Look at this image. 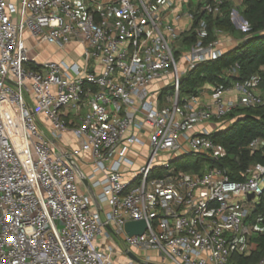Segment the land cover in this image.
<instances>
[{"label": "built area", "instance_id": "obj_1", "mask_svg": "<svg viewBox=\"0 0 264 264\" xmlns=\"http://www.w3.org/2000/svg\"><path fill=\"white\" fill-rule=\"evenodd\" d=\"M190 1L0 0V264H117L120 254L127 264H230L256 249L264 165L243 182L172 166L218 162L225 152L207 124L264 105L255 82L235 84L231 103L223 88L213 106L181 97L189 71L240 43L227 48L221 29L210 38L206 17H225L229 0L177 11ZM230 18L248 32L238 11ZM183 33L195 37L187 50ZM49 47L68 60L42 61ZM139 221L146 231L130 236L126 224Z\"/></svg>", "mask_w": 264, "mask_h": 264}, {"label": "trees", "instance_id": "obj_2", "mask_svg": "<svg viewBox=\"0 0 264 264\" xmlns=\"http://www.w3.org/2000/svg\"><path fill=\"white\" fill-rule=\"evenodd\" d=\"M241 16L249 26L248 32L242 33L237 29L227 7L223 18L206 17L211 39L214 31L221 29L238 36L240 43L221 58L201 63L189 71L180 83L181 97L200 96L206 87L228 90L235 84L255 82L264 99V0H244ZM194 39L186 38L185 43L190 45ZM225 119L234 122L226 130L212 134L214 143L225 152L220 160L214 162L200 157L196 163H186L188 158L185 157L176 162L179 169L198 173L207 167L218 168L227 174L230 181L243 182L248 170L257 164L264 165V105L235 109ZM255 141L262 143L258 149H252ZM250 220L261 228L253 238L257 247L249 255L234 252L230 264H259L264 259V194Z\"/></svg>", "mask_w": 264, "mask_h": 264}, {"label": "crops", "instance_id": "obj_3", "mask_svg": "<svg viewBox=\"0 0 264 264\" xmlns=\"http://www.w3.org/2000/svg\"><path fill=\"white\" fill-rule=\"evenodd\" d=\"M9 1H11L13 3H16V4L19 2V0H9ZM180 1H185V0H180ZM176 2H178V1H176ZM179 3H178L177 11L179 9L181 11H183V10H187V9L191 8L194 5V0H191L190 1L189 6L188 5H185V4H182V3L179 4ZM243 3H244V0H229V2H228V8L227 9L230 12H232L234 10L235 11H238V13L241 16V11H242V8H243ZM178 27L181 28V29L182 28H188L189 27V24H187V21L186 20H182V21H180V23H178ZM239 28L240 27L238 26L237 29L240 30ZM241 32L243 33V31H241ZM187 36H188V33H183L182 34V42L180 43V45L184 48V50H187L188 49V46L186 45V43H183V40L184 39L186 40V37ZM236 37L238 38V36H232L229 33L224 32V36H223L222 39H223L224 43H226V45H227L226 47L227 48L230 49V48H232V46H235V44L238 41ZM30 45H31V47H33L31 41H30ZM51 48L52 49L50 51H49V48H48V51H45L44 52L43 56L41 57V60H42V58H46V59L53 58L54 59V58H57L59 55H63V56H66L67 57V55H66L65 52H57L56 49L53 50V47H51ZM75 49L77 50V46L76 45L75 46L74 45H70L68 47L67 51L68 52H71V51L73 52ZM32 54L33 55H36V52L35 51H32ZM74 54L75 53H73V55ZM46 59H44V60H46ZM255 91L258 94L262 95V92L259 89L255 88ZM213 93H214V90L213 89H211L209 87L204 88V90H203V92L201 93V96H200L201 97V102H202V104L204 106H213V104H214ZM238 98H239V94H238V92L234 88L228 89L225 92L224 96H223V99H224V102L225 103L234 102V101L238 100ZM167 101H168V98L165 97L164 100L161 101V104L164 105V104L167 103ZM225 122H227V121H224L223 123H220V122H210L209 124H207V127L208 128H213V130L216 131V129L219 128V125L220 124H224ZM233 122H234V120H232V123ZM232 123L230 125H232ZM66 142H67L66 144L68 146H71L73 148H77V145L75 144V142H74L71 134H68L67 135ZM65 148L66 149H69L70 147H65ZM244 250H245V254H248L249 253L247 251V248L244 249Z\"/></svg>", "mask_w": 264, "mask_h": 264}, {"label": "rangeland", "instance_id": "obj_4", "mask_svg": "<svg viewBox=\"0 0 264 264\" xmlns=\"http://www.w3.org/2000/svg\"><path fill=\"white\" fill-rule=\"evenodd\" d=\"M242 10H243V8H242ZM52 48L51 47H49V51L51 50ZM45 51H48V48H45L44 49ZM53 50H55V47H53ZM55 52V51H54ZM78 53V52H77ZM76 53V55H73L74 56V58L71 56L70 58H72V59H75V60H78V54ZM44 59H46V58H42V61H44ZM62 60H68V58L66 57V56H63V55H59L57 58H54V61H62ZM171 93H172V90L171 89H166L163 93H162V95H161V101H163L164 100V98L166 97V96H169V95H171ZM224 121H227V122H225L224 124H220L219 125V128H217L216 129V131L215 130H213V128H209V129H211L212 130V132L214 133V132H218V131H223V130H226L228 127H229V125L232 123V121L231 120H228V119H225V120H223V121H221L220 123H223ZM137 150H139V149H137ZM140 151V150H139ZM142 151L144 152V153H146V151H147V148L146 147H143L142 148ZM188 159H185V161H186V163H188V162H192V163H196L197 162V157L196 158H190V157H187ZM165 160H167V157H165L164 158ZM164 160V161H165ZM172 166L173 167H175L176 166V163H173L172 164ZM191 171H193V170H191ZM190 171V172H191ZM256 202H258L259 203V198H257L256 199ZM102 217H103V219H105V214H103L102 215ZM111 236H112V238H113V240L115 241V243L118 245V247H119V249L120 250H124L125 249V245H124V243L114 234V233H111ZM134 254H137V251H134ZM138 255L140 256L139 258H141L142 259V257H144V254L143 253H138ZM127 259H126V256L124 255V254H120V256L116 259V263L117 264H127Z\"/></svg>", "mask_w": 264, "mask_h": 264}, {"label": "water", "instance_id": "obj_5", "mask_svg": "<svg viewBox=\"0 0 264 264\" xmlns=\"http://www.w3.org/2000/svg\"><path fill=\"white\" fill-rule=\"evenodd\" d=\"M244 20V19H243ZM245 21V20H244ZM255 197L254 195H250L248 197V199L251 201L253 200ZM147 229V225L144 221H139V222H129L126 224L125 226V230L126 232L130 235V236H134V235H143L144 232ZM129 256L131 258H133L134 260L138 261L137 257L134 256L132 253H129Z\"/></svg>", "mask_w": 264, "mask_h": 264}]
</instances>
